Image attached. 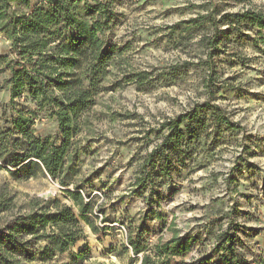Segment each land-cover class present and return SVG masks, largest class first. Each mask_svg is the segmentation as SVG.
I'll return each mask as SVG.
<instances>
[{
	"label": "rangeland",
	"instance_id": "374dc122",
	"mask_svg": "<svg viewBox=\"0 0 264 264\" xmlns=\"http://www.w3.org/2000/svg\"><path fill=\"white\" fill-rule=\"evenodd\" d=\"M112 1L114 20L102 34L117 48L122 62L114 69L112 80L120 73V66L126 68V76L143 71L150 75L143 85L122 79L120 87L99 95L90 111L91 129L87 136L83 133L78 137L85 143L76 180L91 194L102 218L109 219L106 225L111 229L93 232L81 221L86 239L72 251L86 242L91 257L84 264H138L142 254L133 256L126 250V233L148 214L144 230L149 249L175 233L192 238L190 250L174 257L173 264H193L207 256L223 230L234 234L236 246L252 264H264V29L259 33L257 27L241 25L245 36L236 32L231 41L221 45L212 73L203 63L207 59L201 41L203 29H190L189 33L184 31L187 25L172 29L177 22L204 13L200 5L206 0ZM36 2L32 0V6ZM217 2L221 14L252 10L264 15V0ZM9 44L0 34V53L8 54ZM175 65L182 66L180 74L173 75ZM5 76L0 77V85ZM211 77L215 81L210 89ZM8 102V87L0 89V106ZM16 102L34 108L27 97ZM205 102L219 107L234 128L218 129L208 110V128L191 144L188 161L174 162L170 178L153 184V195L149 188L137 187L139 166L160 141L155 129ZM33 128L37 135L57 133L55 121L42 112ZM148 130L154 131L146 135ZM2 186L16 194L15 210L24 211L33 197L55 198L79 216L58 179L38 176L14 181L0 169ZM150 210L160 216L148 213ZM90 218L95 217L91 214ZM93 221L103 228L99 217ZM68 261L66 253L50 262L31 264ZM215 262L213 258L209 264Z\"/></svg>",
	"mask_w": 264,
	"mask_h": 264
},
{
	"label": "trees",
	"instance_id": "16d2710c",
	"mask_svg": "<svg viewBox=\"0 0 264 264\" xmlns=\"http://www.w3.org/2000/svg\"><path fill=\"white\" fill-rule=\"evenodd\" d=\"M112 3V0H37L32 6V0H0V34L10 42L9 53H0V77L6 75L0 89H9V102L0 106V169L6 170L14 181L38 176L58 179L79 211L78 216L59 199L38 197L31 198L24 211L15 210L16 194L0 187V264L50 262L66 253L69 261L63 264H84L91 257L88 243L72 251L86 239L81 221L93 232L111 229L106 225L109 219L102 218L91 194L76 180L85 143L78 137L83 133L87 136L90 131V111L99 95L120 87L122 79L143 85L150 75L143 71L126 76V68L120 66L123 71L119 70L112 80L114 69L122 64L117 48L102 36L114 20ZM200 8L204 13L179 21L172 29L175 31L182 25H187L184 31L188 33L190 29H203L201 41L207 49L203 63L212 73L221 45L231 41L236 32L239 37L245 36L241 25L257 27L259 33L264 29L262 13L245 10L221 14L217 0H206ZM221 24L228 27L220 28ZM181 68L173 66V75L180 74ZM214 81L215 78L209 79L210 89ZM23 97L29 98L34 108L18 105L16 101ZM208 110L212 111L218 129L234 128L220 108L209 102L162 122L155 129L160 133V141L139 166L137 187L149 188L153 195V184L170 178L174 162L188 161L191 144L200 140L201 133L208 128ZM41 112L55 121L56 134L35 133L33 126ZM152 131L148 130L146 135ZM71 185L73 189H69ZM148 213L160 216L152 210ZM91 214L95 218L91 219ZM147 216L139 224L131 225L126 233V250L133 256L142 254L140 264H173L174 257L190 250L192 238L176 233L149 249L144 230ZM98 217L103 228L93 221ZM216 239L210 253L193 264H209L213 258L214 264H252L236 246L234 234L223 230Z\"/></svg>",
	"mask_w": 264,
	"mask_h": 264
},
{
	"label": "built area",
	"instance_id": "2783aa9c",
	"mask_svg": "<svg viewBox=\"0 0 264 264\" xmlns=\"http://www.w3.org/2000/svg\"><path fill=\"white\" fill-rule=\"evenodd\" d=\"M138 264H140V262Z\"/></svg>",
	"mask_w": 264,
	"mask_h": 264
}]
</instances>
